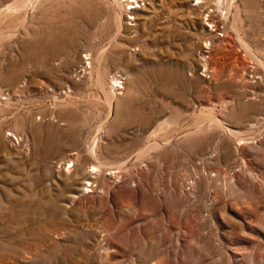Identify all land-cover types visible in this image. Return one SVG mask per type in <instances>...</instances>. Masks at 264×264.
Segmentation results:
<instances>
[{
  "label": "rangeland",
  "instance_id": "obj_1",
  "mask_svg": "<svg viewBox=\"0 0 264 264\" xmlns=\"http://www.w3.org/2000/svg\"><path fill=\"white\" fill-rule=\"evenodd\" d=\"M115 1L0 0V264H264V0Z\"/></svg>",
  "mask_w": 264,
  "mask_h": 264
},
{
  "label": "bare ground",
  "instance_id": "obj_2",
  "mask_svg": "<svg viewBox=\"0 0 264 264\" xmlns=\"http://www.w3.org/2000/svg\"><path fill=\"white\" fill-rule=\"evenodd\" d=\"M19 1V0H18ZM115 1V0H114ZM118 1V0H117ZM120 1V0H119ZM118 1V2H119ZM145 1V0H144ZM143 1V2H144ZM192 1H195V0H192ZM116 2V1H115ZM138 2H140V3H142L141 2V0H134V1H130L129 0V3H138ZM154 2V0H151L150 1V3H153ZM197 2H199V3H203V0H197ZM18 4V3H17ZM196 4H198V3H196ZM120 5H122V10L121 11H123V12H126V13H130V14H128V17H130V18H134V20H136V19H138V14H139V11L140 10H142V9H145L146 8V4H145V2H144V5L143 6H141L140 4L139 5H136L135 6V9H133V10H129V6H127L126 4H124V3H122V4H120ZM198 5H200V4H198ZM117 6H119V5H117ZM141 6V7H140ZM131 7V6H130ZM201 8V7H200ZM121 9V8H120ZM119 11V10H118ZM209 11V10H208ZM211 13V12H210ZM207 15H211V17H212V21H214L213 23L215 24L214 25V27L215 26H217V24H216V22H215V19H214V17H213V14H209V13H207V12H205L204 13V15H203V17L205 18V16H207ZM119 16H120V14H119ZM122 16H120V18H121ZM207 17H209V16H207ZM206 19V21H209V19H207V18H205ZM119 21H120V19H119ZM133 25H135V23H133V22H128L127 24H126V26H131V27H133ZM210 26V23H208V27ZM225 31V30H224ZM208 33H212L211 31L210 32H208ZM220 35V34H219ZM212 36V35H211ZM215 37H217V35H215ZM213 38V37H212ZM211 38V39H212ZM209 41V40H208ZM245 42V41H244ZM208 43V42H207ZM244 44V43H243ZM246 47V46H245ZM214 48V47H213ZM203 56V55H202ZM207 56V55H206ZM209 56V55H208ZM210 58V57H209ZM209 60V59H208ZM203 62V61H202ZM210 62V61H209ZM209 62H207L205 65L208 67L209 66ZM209 63V64H208ZM203 64V63H202ZM204 69L206 70L207 68H205L204 67ZM214 70V69H213ZM204 73V72H203ZM116 81L117 82H119V80H118V78L116 77ZM67 167V166H66ZM98 169V166L97 165H93L92 166V170H97ZM66 171V170H65ZM85 172H86V170H85ZM85 172H83V173H85ZM77 175V174H76ZM84 190H89V188H86V187H88V186H90V184H92L93 183V181L91 180V175L89 174V172H86L85 174H84ZM76 193H74L72 196H76L75 195Z\"/></svg>",
  "mask_w": 264,
  "mask_h": 264
},
{
  "label": "built area",
  "instance_id": "obj_3",
  "mask_svg": "<svg viewBox=\"0 0 264 264\" xmlns=\"http://www.w3.org/2000/svg\"><path fill=\"white\" fill-rule=\"evenodd\" d=\"M202 68H204V67H202ZM202 68L200 69V71L202 72L203 70H202ZM205 71V70H204ZM207 73H206V71H205V74L204 75H206Z\"/></svg>",
  "mask_w": 264,
  "mask_h": 264
}]
</instances>
